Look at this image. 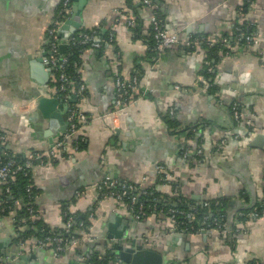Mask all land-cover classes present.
Masks as SVG:
<instances>
[{"label": "crops", "instance_id": "crops-1", "mask_svg": "<svg viewBox=\"0 0 264 264\" xmlns=\"http://www.w3.org/2000/svg\"><path fill=\"white\" fill-rule=\"evenodd\" d=\"M151 1L156 5L142 0L72 1V8L80 6L79 19L72 13L65 21L60 42L78 29L95 28L112 32L114 41L103 49H83L78 60L83 94L68 102L56 96L58 104L45 113L38 100L54 96V79L49 71L47 82H38L30 63L47 52V31L61 0H0L1 150L17 160L31 151L46 153L62 140L70 104L85 115V120H76L75 131L63 142L64 149L55 151V159L32 169L37 223L26 225L32 232L22 245L15 213H0V264H92L93 256L132 240L158 251L161 264H247L253 259L264 264V216H238L264 196V0H251L245 9L242 0ZM155 7L167 30L181 38L221 39L222 51L212 58L205 44L194 49L172 45L146 56ZM136 19L137 31L134 23L128 24ZM243 21L254 25L258 44L234 42V31ZM138 73V87L116 135L103 119L113 108L114 78ZM231 103L239 108V120L231 116ZM168 116L174 120L170 126ZM197 148L202 149L201 162ZM158 163L171 170L188 200L223 198L230 233L180 236L170 230L167 215L135 219L121 202L99 191L98 184L109 175L172 195L171 186H163L154 171ZM66 211L76 218L86 216L91 225L87 237L58 255L35 247L38 231L66 229Z\"/></svg>", "mask_w": 264, "mask_h": 264}, {"label": "built area", "instance_id": "built-area-1", "mask_svg": "<svg viewBox=\"0 0 264 264\" xmlns=\"http://www.w3.org/2000/svg\"><path fill=\"white\" fill-rule=\"evenodd\" d=\"M72 1L73 0H61V4L57 14L48 28V49L47 55L45 56L46 66L50 69V73L53 76L54 84L52 93L54 96L61 97L64 101L68 102L72 95L79 97L83 94L85 85L79 80L78 76V61H69L68 55L62 53L59 48L60 44V29L67 19L70 18L72 14ZM147 6H151V0H142ZM129 25L133 24V20L128 21ZM150 27L151 35L154 41V47L152 50L155 51V55L159 52L172 45H180V47L195 48L199 44H205L206 46H212L214 42L206 38L198 36H186L181 38L178 32H172L167 30L161 18L153 14L150 17ZM238 33L239 32V29ZM235 43H253L258 44L260 40L256 38L254 32L246 34H238L235 36ZM68 45H81L85 48L103 49L106 45L112 44L114 41V34L108 32L107 36L104 37L100 34L97 28L92 30H76L68 38ZM153 56V57H154ZM74 69V71H70ZM139 84L138 74H134L130 77H124L122 75H116L114 78V104L113 108L103 115V119L111 131L115 128H120L122 125L119 124L123 121L126 114V108L131 100L133 91L137 89ZM36 103V100H33ZM231 116L234 120H239L241 113L238 109L237 104L233 103L231 106ZM68 126L63 133L62 140L57 142L55 147L48 150L46 153L40 151H31L24 155L23 160H17L14 157L6 155L0 148V182L2 185V196H0V211H4L10 206H7L4 194L10 192L9 184L14 181L15 177L19 173L27 174V172H32V169L36 165H43L47 161H53L55 159V151L63 150V142L68 140L73 134L76 128V120H85V115L82 114L76 105L70 104L67 111ZM3 136L0 135V144L3 140ZM183 156L188 157L187 152L183 151ZM195 156L197 162H201L202 159V149L197 148L195 151ZM154 171L160 181V183L165 185H171L173 175L171 170L164 164L158 163L154 167ZM99 191L103 196H108L119 202H121L133 215L135 219H141L148 215H153L154 213L165 214L169 221L170 230L178 231L179 233H196L203 234L205 232H216L217 234L226 235L230 233V228L226 221V215L224 210L220 207V202L216 201L214 203L217 208L211 210L209 200H204L202 202H192L190 200H183L184 208H179L178 203L181 202L180 199H176L171 207L164 209L159 207L154 201L157 200L156 189L148 187L142 188L138 184H134L126 179L117 180L109 175L102 178L101 182L98 184ZM177 186H174V192H177ZM25 196L29 201L34 200V185L31 182L24 188ZM83 195V192H78L77 195ZM139 195L151 196L150 205L146 206L144 201H139ZM262 201H264V196ZM14 205H20V199H13ZM201 205L206 208L207 211L202 215L201 218L197 219L195 212L196 207ZM26 212L29 216H35V210L33 205H27ZM238 216L244 218H256L259 216H264V203L258 208L251 209L248 211L238 212ZM92 218L90 214L87 220ZM15 220V218H14ZM25 219L20 217L15 220L16 225V237L18 239V244L22 245L23 238L19 231L24 228ZM73 218L70 216L66 219L65 226L66 229L62 231H45L42 229V235L37 239L35 247L38 249H48L51 250L54 255H58L68 249H75L78 243L85 239L88 235V231L91 225L87 221L81 220L78 222L77 227L71 230ZM195 222V224H193ZM18 225V227H17ZM99 260L102 259L101 256L98 257ZM120 260L115 259L114 262L118 263ZM255 264H260L255 262Z\"/></svg>", "mask_w": 264, "mask_h": 264}, {"label": "trees", "instance_id": "trees-1", "mask_svg": "<svg viewBox=\"0 0 264 264\" xmlns=\"http://www.w3.org/2000/svg\"><path fill=\"white\" fill-rule=\"evenodd\" d=\"M127 1H128V3L131 4L132 0H127ZM242 2L244 4V9H245L247 7V5L251 2V0H242ZM151 4L156 5V3L154 1H151ZM155 8L156 9L153 10V14H155L159 18H161L160 15H159L158 7H155ZM137 21H138V19L133 20L134 24H133L132 27L134 28L135 31L138 30V27H137V25H138L137 23L138 22ZM237 29H239L240 33H238V30H236V32L234 31V34H233L234 38L238 34H246V33L255 32L254 25H252V23H249L248 21H243L240 24H238L237 25ZM84 31H86V30H84ZM139 31H140V29H139ZM100 34L102 36L106 37L108 32H104V31H102L100 29ZM147 41H148V50H147L146 56L152 57L156 53H155L154 50H152L153 47H154V41H153L152 35H151V27H150V31H149V35H148V40ZM213 42H214V44L212 46H205L206 49H208V52H209V54H210V56L212 58L216 57V53L218 51H222V47H223L222 46L223 42H221V39L217 40L216 42L215 41H213ZM83 49L84 48L81 45L76 44L74 46H72V45L70 46L69 45L68 49L65 50V51H61V50L60 51L62 53H64V54L68 55L69 61L73 62V61H78L79 60V55L83 51ZM70 71L73 72L74 69H71V67H70ZM208 74L209 73H207L206 76ZM138 76H139V73H138ZM231 106H232V103L229 106L230 112H231ZM165 121L168 124V126H170V124L174 123V120L171 118V116H168V118H165ZM30 182H31V173L30 172H27V174H23V173L17 174L15 179H14V181H12L9 184L10 192L7 193V194H4L5 195L4 198L7 201L6 205L10 206V208H8V209H6L4 211H0V213L3 214V215H6V214H8L10 212H14L15 213V220L19 219L20 217H23L25 219L24 228H23L22 231H19L22 238H25V236L27 234L32 232L30 229H28V226L26 228V225H28V224L32 225V223H34V224L37 223V220L34 219V216L31 217L26 212L27 205H33L34 210H35L34 200H33V202L29 201L26 198L25 192H24L25 186H27ZM176 183L177 182H174V180H173L172 184L170 185L171 189H172L171 192L173 193L172 195L169 194L168 196H166V195L162 194L161 192H156V195H157L158 198L154 202L159 207H163L164 209H167L168 207H171L173 205L172 203L174 202V200L180 199L181 202L178 203V207L179 208H184L183 200L187 201L188 199L185 196H182L180 194L179 188H177V192L176 193L174 192V186H177ZM34 193H35V191H34ZM15 198H19L20 199V205H14L13 204V199H15ZM138 199H139V201H144L146 206L150 205L153 202V201H151V196L149 197V196L139 195ZM216 201L220 202V205H219L220 207H218V208H223L225 206V201H224L223 198L222 199L209 200V202H211L210 203L211 210H214L215 208H217V206L214 205V203ZM263 203H264V201H261V203H259L257 206L253 207L252 209L258 208ZM206 211H207L206 208H203L201 205H198L196 207V212H195L196 218L197 219L201 218L202 215L205 214ZM35 212H36V210H35ZM70 216L73 218V222H72L73 226L71 227V230H74L77 227V224H78L79 221H81V220L86 221V216L85 217H81V218H76L72 214H70L68 211H66L65 212V221L64 222H66V219L68 217H70ZM193 224H195V222ZM17 227H18V225H17ZM47 230L48 229H45L43 232H45ZM43 232L40 230V231H38L37 235L40 237ZM62 232H64V230ZM100 256L102 257L101 260H99L97 256H93L92 260H91V263L92 264H113V261L115 259H119L118 255L114 251V247L113 246L110 247L109 250H107L106 252H104L103 255H100ZM255 262H256V260L253 259V260H250L247 264H255Z\"/></svg>", "mask_w": 264, "mask_h": 264}, {"label": "water", "instance_id": "water-1", "mask_svg": "<svg viewBox=\"0 0 264 264\" xmlns=\"http://www.w3.org/2000/svg\"><path fill=\"white\" fill-rule=\"evenodd\" d=\"M79 12H80V6L74 5L72 8L73 18L78 20L79 19ZM74 26L76 25L75 22L70 21ZM70 34V33H69ZM68 34V35H69ZM66 43H68L67 38L62 40L59 44V48L62 51L63 48L66 46ZM47 52H44L43 56L44 58H36L34 61L30 63L32 67V72L34 75V78L42 83L45 84L48 80V72L50 69L46 67V61L45 56L47 55ZM59 100L56 98V96H41L38 100V107L45 112L54 105L56 106L58 104ZM46 113V112H45ZM121 128H115L113 132H115L116 135L120 133ZM181 236V233H179ZM114 249L117 251L119 259L126 263V264H161L163 262L162 255L156 251L155 249L151 248L150 246H144L142 244L136 243L135 240H132L130 243H127L125 245L118 244L113 246ZM69 264H86V263H79L76 261H72Z\"/></svg>", "mask_w": 264, "mask_h": 264}]
</instances>
